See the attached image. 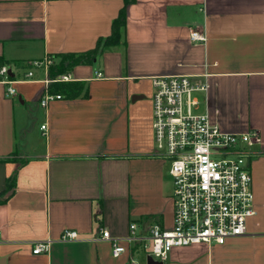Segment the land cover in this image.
Returning a JSON list of instances; mask_svg holds the SVG:
<instances>
[{
  "label": "crops",
  "instance_id": "obj_1",
  "mask_svg": "<svg viewBox=\"0 0 264 264\" xmlns=\"http://www.w3.org/2000/svg\"><path fill=\"white\" fill-rule=\"evenodd\" d=\"M122 5L0 0V66L46 55L57 63L59 54L92 49ZM190 30L206 41L190 42ZM124 37V47L69 71L70 82L86 83V96L41 107L42 71L17 83L15 96H0V159L11 157L0 160V261L131 264L130 254L114 258L107 241L94 240L100 230L123 236L130 221L148 215L171 224L168 163L154 155L150 78L185 75L208 85L193 93L197 113L223 131L257 133L249 161L255 214L244 235L173 249L162 264H264V0H136L126 7ZM63 229L79 240L58 241ZM47 238L48 251L33 254L32 242ZM134 258L146 264L140 253Z\"/></svg>",
  "mask_w": 264,
  "mask_h": 264
},
{
  "label": "built area",
  "instance_id": "obj_2",
  "mask_svg": "<svg viewBox=\"0 0 264 264\" xmlns=\"http://www.w3.org/2000/svg\"><path fill=\"white\" fill-rule=\"evenodd\" d=\"M206 39L204 33L189 31L192 43ZM55 64V58L46 55L17 66L1 65L0 96H15L17 83L32 81L34 73L42 71L45 77L41 80L40 106L62 99L61 94L49 91V84L69 82L71 76L65 72L50 78L49 68ZM95 77L102 74L98 71ZM150 83L154 155L168 163L172 179L171 224L165 226L151 218L134 220L123 236H112L103 228L94 238L107 241L114 258L130 254L131 264H137L136 253L163 263L176 248L222 245L244 235L248 218L255 214L249 161L257 133L223 131L206 113L195 111L198 101L193 93L205 92L206 81L194 82L185 75H158L151 77ZM77 240L78 232L72 229H63L58 238L60 242ZM51 242L49 238L33 241L32 253H46Z\"/></svg>",
  "mask_w": 264,
  "mask_h": 264
},
{
  "label": "trees",
  "instance_id": "obj_3",
  "mask_svg": "<svg viewBox=\"0 0 264 264\" xmlns=\"http://www.w3.org/2000/svg\"><path fill=\"white\" fill-rule=\"evenodd\" d=\"M123 5L119 9L117 16L111 22L110 34L107 36L98 37L92 49L80 53H62L58 55V62L51 66L48 71L50 78L69 72L74 66L79 64H92L104 52L111 50L114 47L125 46V26H126V7L136 0H122ZM51 93L61 94L65 97H78L87 95L86 83L82 81L60 82L56 81L49 84ZM11 157H4L1 161H8ZM14 176L8 181V188L12 186ZM144 218H154L160 221L155 216H145Z\"/></svg>",
  "mask_w": 264,
  "mask_h": 264
},
{
  "label": "rangeland",
  "instance_id": "obj_4",
  "mask_svg": "<svg viewBox=\"0 0 264 264\" xmlns=\"http://www.w3.org/2000/svg\"><path fill=\"white\" fill-rule=\"evenodd\" d=\"M29 107V106H28ZM37 109V107L36 106H34V110H36ZM35 135L34 134H32L31 135V140H36V137H34ZM23 140V139H22ZM21 141V140H20ZM23 141H21V143H22ZM168 184H169V188H170V194L172 195V179H171V177H170V175H168Z\"/></svg>",
  "mask_w": 264,
  "mask_h": 264
},
{
  "label": "water",
  "instance_id": "obj_5",
  "mask_svg": "<svg viewBox=\"0 0 264 264\" xmlns=\"http://www.w3.org/2000/svg\"><path fill=\"white\" fill-rule=\"evenodd\" d=\"M0 264H4V262L1 260L0 261ZM146 264H162V263L161 262L154 261L153 259H151L150 257H148L146 259Z\"/></svg>",
  "mask_w": 264,
  "mask_h": 264
}]
</instances>
